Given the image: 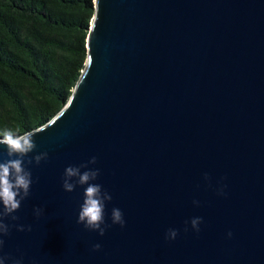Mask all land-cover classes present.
I'll return each instance as SVG.
<instances>
[{"label":"water","instance_id":"water-1","mask_svg":"<svg viewBox=\"0 0 264 264\" xmlns=\"http://www.w3.org/2000/svg\"><path fill=\"white\" fill-rule=\"evenodd\" d=\"M37 129L25 160L48 159L26 165L30 195L19 220H5L32 230L13 227L0 255L22 264H264V0H94L84 68ZM6 152L0 146V159ZM93 156L95 183L112 196L103 236L77 224L84 188H62L65 168Z\"/></svg>","mask_w":264,"mask_h":264},{"label":"trees","instance_id":"trees-1","mask_svg":"<svg viewBox=\"0 0 264 264\" xmlns=\"http://www.w3.org/2000/svg\"><path fill=\"white\" fill-rule=\"evenodd\" d=\"M93 17L94 0H0V133L35 130L64 107Z\"/></svg>","mask_w":264,"mask_h":264},{"label":"clouds","instance_id":"clouds-1","mask_svg":"<svg viewBox=\"0 0 264 264\" xmlns=\"http://www.w3.org/2000/svg\"><path fill=\"white\" fill-rule=\"evenodd\" d=\"M43 129L34 131L20 132L19 129H5L0 133V146L7 149L6 159H0V249L3 248V237L10 235L11 229L14 227L18 232H30L31 225L9 224L5 220L10 219L15 222L19 217L14 215L19 211L21 204L30 195L32 180V172L26 165H40L42 161H47L48 153L40 152L37 155L25 160L30 153L36 150L37 145L34 136ZM2 156V154H0ZM97 158L95 156L87 163L79 166L69 165L65 168L62 177V188L66 193H72L77 187H83V202L78 212L77 224L84 226L85 230L98 232L100 236L105 234L110 225L105 224V206L106 202L112 200L111 194L103 190L102 185L95 183L100 175L97 168H90L89 165H95ZM83 170V171H82ZM205 179H208L207 175ZM224 187L218 189V195H224ZM198 206V201H193ZM33 213L37 219L43 214L42 208H34ZM111 221L113 225H119L121 228L125 226L123 213L118 208L111 210ZM203 222L201 217H194L190 220L192 230L199 232V225ZM189 223V222H186ZM187 231V227L185 228ZM178 235L175 229H169L166 233V239L174 240ZM231 238L232 233H228ZM101 245L94 244L93 251H99ZM22 264L21 259H14L9 256L0 255V264Z\"/></svg>","mask_w":264,"mask_h":264}]
</instances>
